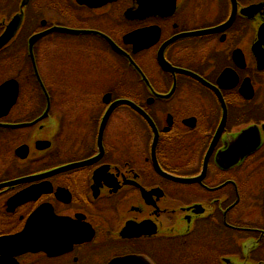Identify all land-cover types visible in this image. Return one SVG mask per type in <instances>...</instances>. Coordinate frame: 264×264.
I'll use <instances>...</instances> for the list:
<instances>
[{
  "label": "flooded vegetation",
  "instance_id": "obj_1",
  "mask_svg": "<svg viewBox=\"0 0 264 264\" xmlns=\"http://www.w3.org/2000/svg\"><path fill=\"white\" fill-rule=\"evenodd\" d=\"M51 1L78 33L0 51V264H264V0Z\"/></svg>",
  "mask_w": 264,
  "mask_h": 264
},
{
  "label": "rangeland",
  "instance_id": "obj_2",
  "mask_svg": "<svg viewBox=\"0 0 264 264\" xmlns=\"http://www.w3.org/2000/svg\"><path fill=\"white\" fill-rule=\"evenodd\" d=\"M18 3L17 0H0V24L2 21H6L7 17H9V15L13 12V9L16 7V4ZM57 4V0H52L50 2V5L53 6ZM49 6V0L44 1V0H32L29 4V9L27 10L26 14L28 16V22L26 24L25 27V31L26 33L32 32L34 30H36L37 24H35L34 22L32 23L33 19L35 21H39L40 18L44 17V15H49L48 17L45 16L44 18L46 19H52V24H63V25H67L70 27H77L80 24V19L77 18V13L74 11L73 13H68V14H61L58 11L57 7H52L51 9H45ZM45 7V8H44ZM48 12L49 10L51 11H55L57 12V17H55V14H49V12H45V10ZM65 10V9H63ZM62 15V16H61ZM33 18V19H32ZM32 20V21H31ZM63 36V35H62ZM54 37H60L59 34H55ZM62 38V37H61ZM48 40V39H47ZM54 41H58L59 38H54ZM45 41V40H44ZM22 46H20L19 50L21 49ZM54 50H59L56 48H51ZM55 56V55H51L50 57ZM1 57V55H0ZM43 57V56H42ZM1 63V61H0Z\"/></svg>",
  "mask_w": 264,
  "mask_h": 264
},
{
  "label": "water",
  "instance_id": "obj_3",
  "mask_svg": "<svg viewBox=\"0 0 264 264\" xmlns=\"http://www.w3.org/2000/svg\"><path fill=\"white\" fill-rule=\"evenodd\" d=\"M232 3H233V12L229 18V20L223 25V26H226L229 24V22L232 20L233 16H234V11H235V0H231ZM27 3V0H23L22 3H21V6H24L25 4ZM260 9V6L259 5H252L248 8H245L244 10H242V12L245 11V14H247L248 12L250 11H258ZM21 22H22V12L16 14L12 19L11 21L7 24L4 32L0 35V48L3 47L17 32L19 26L21 25ZM53 30H57V31H62V32H69V33H77L78 31L76 30H70V29H66V28H52V29H49L47 31H43V32H40V33H36L34 35H32L29 39H28V49L30 51V55L32 56L31 54V51H32V45L33 43L41 36L45 35L46 33H49ZM260 34H262V32H260ZM113 48L118 50L116 46H114V44H112ZM159 61L161 63V65L166 68L167 70L169 71H172L174 70L173 68H171L170 64H168L165 60H163L161 57H159ZM178 71H183V70H178ZM206 84V83H205ZM208 87H210L211 89L215 90L216 92H218L212 85L210 84H206ZM4 87H1L0 88V93L2 91ZM13 99H14V96H13ZM119 103H122V104H128L132 107H134L135 109L139 110L134 104L128 102V101H116L112 104V107L114 105H117ZM148 120L149 118L146 117ZM257 143V142H256ZM109 264H149L146 260L144 259H141V258H136V257H125V258H118V259H115L113 261H111Z\"/></svg>",
  "mask_w": 264,
  "mask_h": 264
},
{
  "label": "trees",
  "instance_id": "obj_4",
  "mask_svg": "<svg viewBox=\"0 0 264 264\" xmlns=\"http://www.w3.org/2000/svg\"><path fill=\"white\" fill-rule=\"evenodd\" d=\"M24 37H25V36L23 35L22 38H19L18 40H19V41H24ZM25 39H26V38H25Z\"/></svg>",
  "mask_w": 264,
  "mask_h": 264
}]
</instances>
